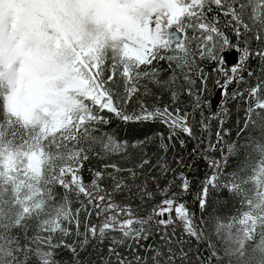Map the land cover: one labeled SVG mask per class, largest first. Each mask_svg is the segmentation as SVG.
<instances>
[{
    "label": "snow or ice",
    "instance_id": "snow-or-ice-1",
    "mask_svg": "<svg viewBox=\"0 0 264 264\" xmlns=\"http://www.w3.org/2000/svg\"><path fill=\"white\" fill-rule=\"evenodd\" d=\"M149 2L158 10L156 23L164 17L167 18L168 26L173 29L170 34L172 37H182L187 29H192L193 39L199 37L201 44L197 46L196 51L188 47L182 51L172 48L160 51L134 50L129 55L130 62L120 65L119 83L116 80L115 64L106 79L103 78V69L97 66L95 72L97 92L92 97L95 112L89 118L91 135L87 151L100 159L119 156L121 162L105 163L100 170L93 171L91 182L88 184L91 192L84 186L81 175L73 178L74 182L77 180L80 182L77 196L83 194L87 198L86 201H79L81 207L69 219L70 228L65 233L71 235V228L74 225L77 240L71 245L65 240L56 246L71 253L73 264H176L177 260L183 261L187 254L182 248L178 249L175 246V243L180 242L173 241L175 230L172 235L166 231L169 224L175 223L173 213L175 219L183 223L185 233L191 237H198L186 203L180 202L181 194L190 188L188 177L183 171L173 168V162L167 159V154L175 146L176 140H179L181 148L185 146V141L179 139L181 133L189 138H195L193 125L189 123L190 114L179 105L181 97L187 95L192 98L193 112L202 107L199 91L194 92L193 88L197 80L201 85H205L208 75L200 67L197 55L199 60L207 59L217 65L213 71L223 78L216 80L221 106L229 95V87L237 85L231 96L233 99L243 100L246 124L249 122V114L255 99H264V80L253 85L246 81L244 76L245 72L248 77L253 76L252 71L248 69L250 58L258 56L264 60V47L255 50L250 47L253 40L259 45H264V15L256 18L248 14L247 0H149ZM221 16L225 19L221 20ZM225 28L232 29L236 43H232ZM197 31L200 33L199 36L195 35ZM169 50L176 54H162ZM230 56L232 61L229 60ZM161 61H167L166 69L158 67ZM164 71L169 73L167 78L162 76ZM241 85L247 87L241 88L239 87ZM165 95L169 99L167 103L163 101ZM205 104L211 105V100L205 101ZM221 106L209 116L201 112L200 124L203 130H208L206 121L220 120L221 116L226 115L227 109ZM105 111L125 125L156 127L153 131L133 140L118 139L114 134L100 130L101 125L110 122L109 118L100 115ZM220 125L215 133L217 143L209 141L207 146L213 151L216 150L223 135L229 134L228 130L222 127L223 120H220ZM198 142L203 144L204 141L200 139ZM192 151L195 153L196 149ZM84 159H89V155H85ZM174 163L180 165L183 164V160L177 158ZM208 166L211 169H218L219 162L214 165L212 160H209ZM80 167L82 168L83 164ZM153 172L157 174L153 175ZM219 179V175L213 171L211 176H205L201 181V189L197 196L201 211L207 206L210 189L225 190ZM104 180L111 182L110 191L102 186L101 182ZM161 181H164L163 186ZM176 181H179V184ZM172 187H178L180 191L171 192ZM118 192H126L141 204L150 205V208L145 210L151 214L141 215L142 209L139 207L134 209L131 201L117 203L112 194ZM157 196L161 197L159 201L156 200ZM82 211L86 215L83 220L84 230L80 231ZM93 213L100 219L99 224L91 223L90 217ZM153 215L157 218L155 222L165 228L162 233H157L160 240L158 246L146 243L152 238V230L146 225L153 221ZM110 233H119L120 239H113L106 253L101 250L97 261L81 260V252L87 249L93 239H98L102 243ZM126 243V251H121Z\"/></svg>",
    "mask_w": 264,
    "mask_h": 264
},
{
    "label": "trees",
    "instance_id": "trees-1",
    "mask_svg": "<svg viewBox=\"0 0 264 264\" xmlns=\"http://www.w3.org/2000/svg\"><path fill=\"white\" fill-rule=\"evenodd\" d=\"M249 8L247 13L260 18L264 15V0H247ZM221 20L225 18L220 17ZM225 32L230 37L232 43H236V37L231 28H225ZM243 39V38H241ZM201 41H193L190 39V31L188 36L183 40V47L175 50H183L188 47L196 51ZM250 47L255 50L264 45L251 41ZM169 49L167 44L165 47L155 46L152 51H160ZM166 55H175L173 50L162 53ZM197 60L200 67L208 75L205 85H201L197 80L193 88L194 92L199 91V100L202 105L200 109L193 112L194 104L191 103L192 98L184 95L181 97L180 107L184 108L188 113H192V125L195 132V138H189L184 134H180L179 139L185 141V146L180 147L179 140L175 141V146L168 152L167 159L172 161V167L177 171H183L188 177L190 188L187 192L181 194V201L186 203L189 213L195 226L198 237L188 235L184 237L183 231L176 227H167L166 231L169 235L173 234V241L179 249L187 255L183 261L177 260L176 264H217L216 258L222 264H256L257 257L255 252L252 253L250 248L244 247V236L237 231L232 225L234 223L232 217L237 211L245 208V200L250 196L255 185L253 176L259 172V162L264 157V99H255L253 109L249 114V122L245 123V104L243 100L233 99L231 93L237 88L232 85L228 89L230 97L225 102L224 109H227L226 115L221 116L223 120L222 127L228 130L229 134H225L222 140L217 144L215 151L208 149V143H217L215 133L220 125V120L206 121L208 130L201 128V112L205 116H209L212 112L206 107L205 100L211 90H216V80L223 79L218 73L213 71L216 64L205 60ZM161 69L167 68V61L158 63ZM248 69L253 73L252 77H248L247 72L244 73L245 80L250 84H257L264 80V60L258 56H253L248 61ZM109 74V73H108ZM106 75V78L108 76ZM169 73L164 71L163 78H167ZM119 71H117L116 80L119 83ZM2 81L0 80V84ZM241 88L247 85L239 86ZM202 89V90H201ZM210 91V92H209ZM207 96V97H206ZM165 103L169 102L168 96L163 97ZM82 111L76 120L70 124L61 127L51 135L44 138L41 142L42 151L45 160L42 164L40 176L35 187L39 191V200H36L35 210L20 216H0V251L4 254L0 256L4 264H73L71 253L64 248L56 247L65 241L68 244L76 242L75 226L71 228L72 234L65 235L69 230V219L74 215L75 211L81 207L79 201H86V197L77 193L80 188V182H74V176L81 175L84 180V186L91 192L92 189L88 185L91 182L93 171L100 170L105 163L121 162L119 156H113L108 159H100L95 155H91L87 151L90 147L89 138L91 133L89 128L90 115L95 112L93 100L83 97L80 100ZM4 115V96L0 90V118ZM100 115L109 118L107 125H101L100 130L108 134H114L118 139L133 140L139 136L153 131L155 125L141 127L134 124H123L115 118L111 113L101 112ZM203 139V144L198 141ZM226 153V147H229ZM193 149H196L193 153ZM205 152V153H204ZM209 154L211 158L221 161L223 155L226 156L224 165L218 173L219 183L224 186V191L215 188L210 189L207 196V206L201 211L198 203V193L201 189V181L208 176L210 169L205 155ZM89 155V159L85 160L84 156ZM179 158L183 160V164L177 165L174 161ZM83 164L81 168L80 165ZM191 165V167H185ZM262 164H260L261 166ZM127 166V165H124ZM79 169V171H77ZM110 170V169H109ZM153 172V175H156ZM171 179V176H169ZM142 182V181H139ZM102 186L111 190V182L104 180ZM179 184V181H176ZM164 181H161L163 186ZM178 187H172L171 192H177ZM152 190V189H150ZM113 199L117 203L132 202V207L142 209L140 214L147 216L150 205L141 204L139 200L133 196H128L126 192L113 193ZM161 197L157 196L159 201ZM7 205L0 208L5 210ZM11 206H9L10 208ZM8 214L13 213L12 208L6 211ZM85 212H81V228L83 231V220ZM15 217V218H14ZM91 223L99 224L100 220L93 213L90 217ZM152 230V238L147 244L159 245L158 232L162 233L165 228H158L155 222L146 225ZM113 239H120L119 233H110L102 243L98 239H93L87 249L80 254L81 260L97 261L98 253L103 250L105 253L109 243ZM210 242V245H209ZM127 243L121 251H126ZM148 254L150 253H143ZM253 254V256H252ZM0 260V261H1ZM1 263V262H0Z\"/></svg>",
    "mask_w": 264,
    "mask_h": 264
},
{
    "label": "rangeland",
    "instance_id": "rangeland-1",
    "mask_svg": "<svg viewBox=\"0 0 264 264\" xmlns=\"http://www.w3.org/2000/svg\"><path fill=\"white\" fill-rule=\"evenodd\" d=\"M157 11L149 0H0V206H8L0 208V216L35 210L40 196L35 187L45 160L41 142L79 117L81 98L92 99L97 92V66L106 79L114 64L120 71L121 64L130 62L134 50L166 46L168 20L156 23ZM188 31L195 41L192 29L184 39ZM206 158L214 165L219 162L211 175L226 160L207 153ZM259 163L253 191L245 208L233 215L232 225L243 234L245 249L255 252L256 264H264V157ZM9 206L13 213L6 212ZM177 224L183 230V223ZM183 235L188 236L184 230Z\"/></svg>",
    "mask_w": 264,
    "mask_h": 264
},
{
    "label": "water",
    "instance_id": "water-1",
    "mask_svg": "<svg viewBox=\"0 0 264 264\" xmlns=\"http://www.w3.org/2000/svg\"><path fill=\"white\" fill-rule=\"evenodd\" d=\"M173 29L170 28L169 26H167L166 28V31H165V38H166V41L168 43V47L169 48H175L176 45L180 44L181 41L183 40V36L184 34L182 35V37H172L170 34L172 33ZM171 41V42H170ZM235 55V53H233V56ZM229 60L232 61V57L230 56L229 57ZM221 100V96H220V93H219V90L216 89L212 99H211V108L212 110H215L219 104Z\"/></svg>",
    "mask_w": 264,
    "mask_h": 264
},
{
    "label": "built area",
    "instance_id": "built-area-1",
    "mask_svg": "<svg viewBox=\"0 0 264 264\" xmlns=\"http://www.w3.org/2000/svg\"><path fill=\"white\" fill-rule=\"evenodd\" d=\"M206 97H207V96H206ZM228 97H229V96H228ZM228 97L224 100V104H223L222 106H221V104H220L221 108H224V106H225V102L227 101ZM208 100H209V96H208ZM208 100H205V101H208ZM206 107L210 108V105H207V104H206ZM217 110H218V109H217ZM205 157H206V155H205ZM206 160L209 161L207 158H206ZM210 173H211V169H210ZM210 173H209L208 176H211ZM177 192H178V191H177ZM148 214H151V213L149 212ZM175 225H176L178 228L181 229V226H179V225L177 224V220L175 221ZM181 230H182V229H181ZM182 231H183V230H182Z\"/></svg>",
    "mask_w": 264,
    "mask_h": 264
}]
</instances>
